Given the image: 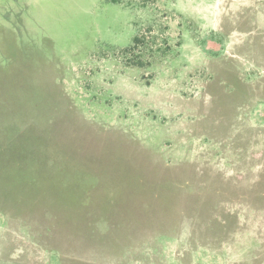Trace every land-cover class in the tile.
Listing matches in <instances>:
<instances>
[{"label":"rangeland","instance_id":"obj_1","mask_svg":"<svg viewBox=\"0 0 264 264\" xmlns=\"http://www.w3.org/2000/svg\"><path fill=\"white\" fill-rule=\"evenodd\" d=\"M0 264H264V0H0Z\"/></svg>","mask_w":264,"mask_h":264},{"label":"trees","instance_id":"obj_2","mask_svg":"<svg viewBox=\"0 0 264 264\" xmlns=\"http://www.w3.org/2000/svg\"><path fill=\"white\" fill-rule=\"evenodd\" d=\"M144 43V39H143V37L142 36H140V35H136L135 37H134V41H133V43L132 44H130L129 46H127L126 47V49H125V51L126 52H135V50L136 49H138L142 44ZM141 62V63H140ZM139 63L142 65L143 64V62L142 61H140Z\"/></svg>","mask_w":264,"mask_h":264}]
</instances>
